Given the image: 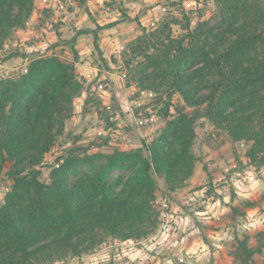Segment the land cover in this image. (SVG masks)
Segmentation results:
<instances>
[{
	"label": "trees",
	"instance_id": "obj_1",
	"mask_svg": "<svg viewBox=\"0 0 264 264\" xmlns=\"http://www.w3.org/2000/svg\"><path fill=\"white\" fill-rule=\"evenodd\" d=\"M34 2L0 0V50L13 31L26 27ZM217 3L216 26H199L188 38L159 39L140 63L138 87L167 95L163 130L140 149L103 156L106 162L91 171L78 168L92 165L95 157L71 156L53 168L49 184L40 180L39 167L83 90L74 63L42 56L31 61L27 74L0 83V178L10 164L7 176L13 181L0 206V264H55L94 250L106 238H146L156 226L159 186L153 174L174 189L194 173L196 118L186 107L205 108V117L233 145L250 143L249 160L264 161V0ZM175 95L183 107L173 104ZM122 168L128 174L117 184L112 175ZM257 243L250 248L241 242L244 263L263 253L264 232Z\"/></svg>",
	"mask_w": 264,
	"mask_h": 264
},
{
	"label": "rangeland",
	"instance_id": "obj_2",
	"mask_svg": "<svg viewBox=\"0 0 264 264\" xmlns=\"http://www.w3.org/2000/svg\"><path fill=\"white\" fill-rule=\"evenodd\" d=\"M54 1L38 11L33 23L44 30V52L29 51L35 41L16 30L0 50V83L27 74L34 59L58 56L74 63L83 85L64 133L39 167L45 184L53 168L71 156L95 157L92 165H79L84 173L99 168L106 162L103 156L116 149L132 152L152 143L166 124L168 99L138 87L140 63L155 52L152 44L159 39L188 38L199 26H216L221 17L217 0ZM173 104L184 106L178 95ZM186 112L196 118L194 173L174 189L153 174L159 190L150 234L139 241L106 238L94 250L69 254L55 264H264V249L244 263L241 247V242L256 247L264 232V161L249 160L250 143L233 145L205 117V108L186 107ZM9 169L7 164L0 178V206L13 187ZM127 174L122 168L112 180L119 184Z\"/></svg>",
	"mask_w": 264,
	"mask_h": 264
},
{
	"label": "crops",
	"instance_id": "obj_3",
	"mask_svg": "<svg viewBox=\"0 0 264 264\" xmlns=\"http://www.w3.org/2000/svg\"><path fill=\"white\" fill-rule=\"evenodd\" d=\"M54 0H35L34 5V13L27 21L26 27L24 29H18L16 30V34L19 35V37L24 38V39H33L35 41L34 46H30L29 51H40V49H44L43 45L46 43V38L44 37V30L43 28L39 27H33V23L38 20L37 14L38 11L41 9L43 10L45 7L52 6ZM44 7V8H43ZM31 26V27H30ZM48 38V37H47ZM44 52V50H42Z\"/></svg>",
	"mask_w": 264,
	"mask_h": 264
}]
</instances>
